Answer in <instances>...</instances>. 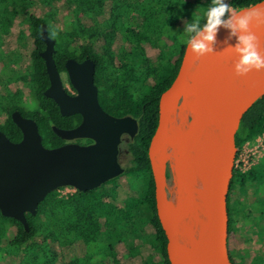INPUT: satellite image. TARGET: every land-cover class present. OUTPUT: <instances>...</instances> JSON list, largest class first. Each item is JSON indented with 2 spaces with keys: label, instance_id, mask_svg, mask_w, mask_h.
<instances>
[{
  "label": "trees",
  "instance_id": "1",
  "mask_svg": "<svg viewBox=\"0 0 264 264\" xmlns=\"http://www.w3.org/2000/svg\"><path fill=\"white\" fill-rule=\"evenodd\" d=\"M227 2L239 10L258 0ZM209 4L210 0H0V38L9 32L14 20L21 18L36 46L29 64L17 70L12 67L16 51L10 47L8 52L0 51V131L12 142L22 140L23 134L12 119V114L19 111L36 121L43 145L56 148L64 141L53 126L72 129L82 122L80 115L63 116L56 102L44 95L50 86L40 56L46 47L41 39L46 24L56 41L58 70L66 71L68 59H92L102 108L118 118L133 116L140 120L137 145L132 144L131 150L135 165L141 166L128 168L126 174L132 181L147 176L144 189L135 185L133 193L139 195L129 197L122 207L116 204L117 183L111 188H107L112 185L109 182L92 191H77L68 197H60L55 191L39 205L36 216L26 215L29 231L0 212V264H13L19 256V264H135L140 254L139 264H172L157 216L148 146L158 126L160 96L175 80L182 62L184 25L198 16L197 12L203 17ZM24 47L26 51L27 45ZM149 48L157 50L155 56L147 55ZM9 80L29 90L33 109H26L22 100L2 91ZM260 134H264V97L244 115L236 135L238 149ZM142 142L146 145L143 156L133 148ZM237 212L245 217L256 214L264 226V159L246 172L234 170L228 213L231 217ZM11 230H15L12 237ZM79 243L86 248L83 257L75 253ZM120 245L124 252L118 259ZM67 249L73 254L69 262ZM146 251L149 254L143 256Z\"/></svg>",
  "mask_w": 264,
  "mask_h": 264
},
{
  "label": "water",
  "instance_id": "2",
  "mask_svg": "<svg viewBox=\"0 0 264 264\" xmlns=\"http://www.w3.org/2000/svg\"><path fill=\"white\" fill-rule=\"evenodd\" d=\"M255 31L264 49V28ZM227 35L222 28L218 41ZM41 39L46 47L40 56L50 81L45 97L56 102L63 116L82 117L75 128L53 126V131L66 141L94 143L47 148L35 120L19 111L12 114L23 137L12 142L0 132V212L26 231L30 229L26 215L36 216L49 194L62 187L92 191L122 175L118 162L122 136L138 133L136 119L115 117L100 105L93 60H67L68 79L77 91L70 95L54 59L56 41L46 24ZM229 43L234 45L235 38ZM225 47L218 43L215 51L220 54L197 58L186 46L175 80L159 99L149 160L157 216L172 264H233L228 196L238 155L236 135L244 115L264 97V71L237 76V57L223 52Z\"/></svg>",
  "mask_w": 264,
  "mask_h": 264
},
{
  "label": "clouds",
  "instance_id": "3",
  "mask_svg": "<svg viewBox=\"0 0 264 264\" xmlns=\"http://www.w3.org/2000/svg\"><path fill=\"white\" fill-rule=\"evenodd\" d=\"M222 28L228 30V35L218 41ZM260 28H264V0L240 10L227 0H210L203 17H193L184 25L182 43L197 58L218 55L216 45H226L223 52L237 57L234 72L243 77L254 70L264 71V49H261L255 31ZM233 38L234 45L229 43Z\"/></svg>",
  "mask_w": 264,
  "mask_h": 264
},
{
  "label": "flooded vegetation",
  "instance_id": "4",
  "mask_svg": "<svg viewBox=\"0 0 264 264\" xmlns=\"http://www.w3.org/2000/svg\"><path fill=\"white\" fill-rule=\"evenodd\" d=\"M4 36H5V34H3V36L0 38V41H1L0 51L8 52L9 47L11 50L16 51L15 58H13L16 60V62H14L12 64V67H14L15 70L20 69L21 67L19 65L23 62V58H25V56H24V51H25L24 45H27V42L25 40L26 38H22L19 36L17 40H15L14 42H10V41H6ZM34 48L36 49V46H34L32 43V50ZM83 61H81V62H83ZM56 66H57V64H56ZM57 68H58V66H57ZM95 73H96V70H95ZM60 74L62 76V79L64 82V87L67 90V92L70 95H73V96L76 95L77 91L68 79L67 70L61 71ZM20 88H23V87L21 86ZM130 117L137 120L138 133L134 137H131L130 135H127V134L122 136L121 143L119 145L118 162L121 165V167L124 169V173L122 175H120L119 177L104 183L103 185H105L109 182L112 183V185L115 182L118 183L124 177L127 178L129 176L126 174L128 168H137V167L141 166V163H138L139 164L138 166L135 165V162H134L135 158H134L132 150H131L132 144L135 143L137 145L136 138L139 135V131H140V120L138 118L133 117V116H130ZM0 132H2V131H0ZM63 141L64 142H63V144H61V146L66 145V144H70V143H78L80 145H91L94 143L90 139H79V140H75V141L63 140ZM145 146H146L145 143L142 142L139 144V146H135L133 148L135 151H138V153H141L143 156L142 152L145 151ZM148 156H149V146H148ZM127 180H128V178H127ZM63 188L64 187L57 190L60 197H65L64 195H61V190ZM70 188H72V187H70ZM77 191L78 190L75 189L73 195L76 194ZM233 239H234V242L232 244ZM258 241H260V242H258ZM257 244L259 245V247H261L262 245L264 246V226H263V224L260 223V221L257 218H255V216H246L245 217L242 214H240L239 212L232 214L231 217L229 216L228 250H229V257H230L232 263L233 264H253L252 258H253V256H255V258H256L255 253H256L257 249H259V248H256ZM262 250L264 251V249H262ZM262 260L264 261V252L262 254ZM259 263H261V262H259Z\"/></svg>",
  "mask_w": 264,
  "mask_h": 264
},
{
  "label": "rangeland",
  "instance_id": "5",
  "mask_svg": "<svg viewBox=\"0 0 264 264\" xmlns=\"http://www.w3.org/2000/svg\"><path fill=\"white\" fill-rule=\"evenodd\" d=\"M203 13L201 12H197L198 16H201ZM8 21L9 18H8ZM25 22L23 21V19L18 18L16 20L13 21L12 26L9 30V32L7 34H5L4 38L6 39V41H10V42H14L15 40L18 39V37L20 35H24V38H26V42H27V50L24 51V56L25 58H23V62L19 65L20 67H26L29 64V55L32 51V41L29 38V34L27 31V26L24 24ZM179 27V26H178ZM157 50L155 49H147V55L150 57L155 56ZM21 85H17L15 82L13 81H7V86H5V88L2 90L3 92H6L9 96L13 97L14 99H18V100H22V102L25 104V108L26 109H33L35 107V103L33 98L31 97V95L29 94V90L24 89V88H20ZM23 91V94H21V91ZM24 95V96H23ZM246 144V143H245ZM244 146V145H243ZM242 146V147H243ZM239 148L238 149V156L237 159H241L240 154H242L243 152V148ZM242 149V150H241ZM246 156H248L250 154L251 156V162L252 166L249 169L255 168L257 166L260 165L261 161L264 159V134H260L258 135L255 139L249 141L247 148H246ZM249 163V164H250ZM255 164V165H254ZM245 169V168H243ZM128 178V180H127ZM124 177L123 179H121L117 184H118V194H117V199H116V204L120 207L124 206V203L126 202V200L131 197V196H138L139 193H136L134 195V186L135 185H140L139 188H141V190L144 189L145 184L147 183V176L142 177L140 180H134L132 181L129 177ZM116 183V182H115ZM114 185V184H113ZM113 185H108L107 188H111ZM72 192V190H71ZM148 233H151L150 228L147 229ZM15 234V230H11L9 233V236L12 237ZM234 242V239L232 240V244ZM233 246V245H232ZM256 248H261L259 247V245L257 244ZM75 253L77 254L78 257H83L85 255V245L83 243H79L75 248ZM67 251L69 252L68 257H66V261L69 262L70 258L72 257V251H70L69 249H67ZM117 258L120 259V257L122 256L123 252H124V247L122 245L118 246L117 248ZM62 255H65V252H61ZM149 254V251H146L143 256H146ZM140 255L136 256V258L134 259V263L135 264H139L141 263V258ZM97 260L100 259V257H96ZM112 257L109 256V259L111 261ZM21 261V257L19 256L18 258H15L13 260V264H19Z\"/></svg>",
  "mask_w": 264,
  "mask_h": 264
},
{
  "label": "built area",
  "instance_id": "6",
  "mask_svg": "<svg viewBox=\"0 0 264 264\" xmlns=\"http://www.w3.org/2000/svg\"><path fill=\"white\" fill-rule=\"evenodd\" d=\"M248 143H249V141L246 142V144H244V146L242 147L243 148V152H242V154H240L241 159H237L236 162H235V169H238V170H240L242 172H246V171L250 170L249 168L252 166V163H250L251 162V156H250V154L248 156H246V151H245L246 148H247ZM243 168H245V169H243ZM71 190H72V192H71ZM74 191H75L74 188L72 189L70 187H66V188L64 187L61 190V195H64L65 197H68L70 195H73Z\"/></svg>",
  "mask_w": 264,
  "mask_h": 264
},
{
  "label": "crops",
  "instance_id": "7",
  "mask_svg": "<svg viewBox=\"0 0 264 264\" xmlns=\"http://www.w3.org/2000/svg\"><path fill=\"white\" fill-rule=\"evenodd\" d=\"M249 186L250 187H253V182H250L249 183ZM252 191V190H251ZM251 215L252 216H256V214H252L251 213ZM258 242H260V241H258ZM257 242V243H258ZM262 249H264V246L262 245L261 246V248H259V249H257V251H256V253H255V255H256V258H255V256H253V258H252V263L253 264H260L259 262H263V260H262V254H263V250ZM259 258V259H258ZM255 259V260H254Z\"/></svg>",
  "mask_w": 264,
  "mask_h": 264
}]
</instances>
